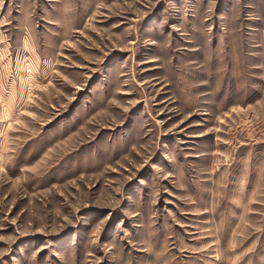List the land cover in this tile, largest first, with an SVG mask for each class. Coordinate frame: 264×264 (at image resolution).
I'll return each instance as SVG.
<instances>
[{"label":"rangeland","instance_id":"rangeland-1","mask_svg":"<svg viewBox=\"0 0 264 264\" xmlns=\"http://www.w3.org/2000/svg\"><path fill=\"white\" fill-rule=\"evenodd\" d=\"M0 264H264V0H0Z\"/></svg>","mask_w":264,"mask_h":264}]
</instances>
